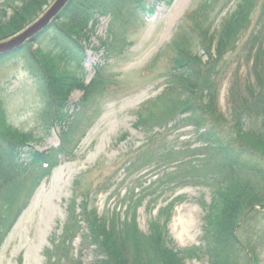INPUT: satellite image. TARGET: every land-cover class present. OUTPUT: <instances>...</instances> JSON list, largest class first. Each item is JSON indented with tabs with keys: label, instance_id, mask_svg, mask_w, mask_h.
<instances>
[{
	"label": "trees",
	"instance_id": "obj_1",
	"mask_svg": "<svg viewBox=\"0 0 264 264\" xmlns=\"http://www.w3.org/2000/svg\"><path fill=\"white\" fill-rule=\"evenodd\" d=\"M52 1H0V41L32 23ZM127 1L69 0L41 33L0 55V59L15 55L23 59L41 98L44 132L36 136L11 126L0 100V245L34 188L72 157L74 147L69 146L73 140L78 143L74 137L77 122L107 92L108 84L101 78L85 83L65 63L79 67L98 18L109 19L101 46L112 52L127 46L128 35L153 14L154 5L146 0H131L133 9L124 13ZM172 1L163 0L166 6ZM182 27L185 34H175L168 46L163 88L135 112V127L147 132L143 153L150 152L148 159L139 153L125 166L132 174L167 156L169 170L157 173L146 186L139 183L127 191L123 215L98 214L88 207L86 196L79 203L73 198L61 232L49 238L45 264H186L191 259H204L206 264H264V0H197L183 14L177 28ZM45 39L56 52L41 49ZM225 80L228 117L219 104ZM75 89L83 93L70 105L68 96ZM176 118L178 124L196 129L198 145L188 153L175 152L163 142V131ZM56 127L59 144L36 149L41 136ZM186 184L206 187L210 200L199 201L203 208L199 244L178 248L167 225L174 206L184 197L178 195L158 207L146 231L139 228L136 211L146 199L154 210L165 187ZM134 188H138L136 193ZM77 236L81 248L74 253L72 241ZM86 248L93 252L88 263L81 259Z\"/></svg>",
	"mask_w": 264,
	"mask_h": 264
},
{
	"label": "rangeland",
	"instance_id": "obj_2",
	"mask_svg": "<svg viewBox=\"0 0 264 264\" xmlns=\"http://www.w3.org/2000/svg\"><path fill=\"white\" fill-rule=\"evenodd\" d=\"M146 1L154 5L153 14L136 33L128 35L127 46L112 52L101 46V41L107 38L109 19L100 17L84 45L85 57L79 67L72 62L65 63L66 68L81 75L85 83L101 78L108 84L107 92L93 102L85 117L77 122L74 137L78 143L73 140L69 146L74 147L72 157L63 160L32 191L26 207L0 245V264H45L44 250L50 245L49 238L53 232H61L73 198L77 197L75 203H79L80 198L86 196L88 207L94 208L98 214L113 211L123 215L125 205L122 199L127 196V191L139 183L144 187L156 178L157 173L169 170L166 167L167 156H159V163L151 161L132 174H128L125 166L139 153L148 159L150 152L143 153L146 151L143 143L147 132L135 127V112L163 88L169 43L175 34H185L186 29L177 26L185 11L197 0H173L170 6H166L163 0ZM132 9L131 0L125 2L124 13ZM195 46L192 44L190 48L196 50ZM41 49L56 52L48 39L41 41ZM226 88L225 80L221 85L219 104L228 117ZM82 93L81 90H73L68 96L69 104L77 102ZM0 100L11 126L36 136L44 133L40 123L41 98L20 56L0 59ZM177 119L163 131V142L175 152L188 153L190 148L198 145L195 143L196 129L193 125L178 124ZM59 131L56 127L47 136H41L36 149L57 146ZM121 137L124 139L119 140ZM137 191L138 188H134V193ZM178 195L184 200H180L172 210L167 225L169 235L178 248L198 245L203 215L199 201L208 203L210 200L206 187L193 184L173 189L165 187L154 210L149 209L147 199L137 208V224L146 231L147 221L156 215L157 208ZM181 225L185 226L187 233L177 240ZM72 248L74 253L80 251L79 236L72 241ZM81 259L84 263L93 259L90 248L82 250ZM261 260L264 261V250ZM186 264H206V261L191 259L186 260Z\"/></svg>",
	"mask_w": 264,
	"mask_h": 264
},
{
	"label": "water",
	"instance_id": "obj_3",
	"mask_svg": "<svg viewBox=\"0 0 264 264\" xmlns=\"http://www.w3.org/2000/svg\"><path fill=\"white\" fill-rule=\"evenodd\" d=\"M69 0H53L45 11L32 23L10 38L0 41V55L20 48L26 41L41 33L63 9Z\"/></svg>",
	"mask_w": 264,
	"mask_h": 264
},
{
	"label": "bare ground",
	"instance_id": "obj_4",
	"mask_svg": "<svg viewBox=\"0 0 264 264\" xmlns=\"http://www.w3.org/2000/svg\"><path fill=\"white\" fill-rule=\"evenodd\" d=\"M183 6V5H182ZM180 232L177 234V240H181L183 238V235H185L187 233V230L185 229V226H180Z\"/></svg>",
	"mask_w": 264,
	"mask_h": 264
}]
</instances>
